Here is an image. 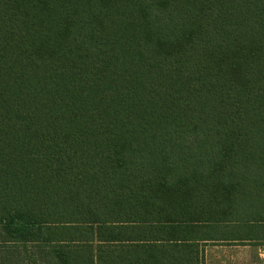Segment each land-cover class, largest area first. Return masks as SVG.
Segmentation results:
<instances>
[{
	"label": "trees",
	"instance_id": "obj_1",
	"mask_svg": "<svg viewBox=\"0 0 264 264\" xmlns=\"http://www.w3.org/2000/svg\"><path fill=\"white\" fill-rule=\"evenodd\" d=\"M261 240L264 0H0V264Z\"/></svg>",
	"mask_w": 264,
	"mask_h": 264
},
{
	"label": "crops",
	"instance_id": "obj_2",
	"mask_svg": "<svg viewBox=\"0 0 264 264\" xmlns=\"http://www.w3.org/2000/svg\"><path fill=\"white\" fill-rule=\"evenodd\" d=\"M243 242L249 245H239L241 242L236 241L232 243L215 242L214 250L206 249L205 246L204 264H264V254L261 253L260 244L252 245V242ZM257 248L259 250H256Z\"/></svg>",
	"mask_w": 264,
	"mask_h": 264
},
{
	"label": "rangeland",
	"instance_id": "obj_3",
	"mask_svg": "<svg viewBox=\"0 0 264 264\" xmlns=\"http://www.w3.org/2000/svg\"><path fill=\"white\" fill-rule=\"evenodd\" d=\"M244 244H246V245H249V244H247V243H244V242H241V243H239V245H244ZM252 245L254 244V245H256V244H260V248H261V253L262 254H264V240H261L260 242H255V243H251ZM208 246V247H207ZM205 248L207 249H209V250H214L215 249V243H211V244H208ZM256 250H259L258 248L256 249ZM254 254V253H253ZM259 254V253H258ZM206 260V259H205ZM259 260V259H258ZM261 260H263V258L261 259Z\"/></svg>",
	"mask_w": 264,
	"mask_h": 264
}]
</instances>
